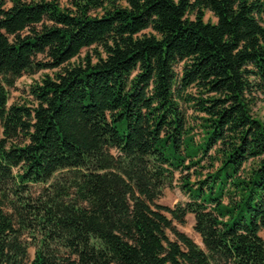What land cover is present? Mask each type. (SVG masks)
<instances>
[{"label": "trees", "instance_id": "trees-1", "mask_svg": "<svg viewBox=\"0 0 264 264\" xmlns=\"http://www.w3.org/2000/svg\"><path fill=\"white\" fill-rule=\"evenodd\" d=\"M9 2L0 264H264V0Z\"/></svg>", "mask_w": 264, "mask_h": 264}, {"label": "rangeland", "instance_id": "rangeland-1", "mask_svg": "<svg viewBox=\"0 0 264 264\" xmlns=\"http://www.w3.org/2000/svg\"><path fill=\"white\" fill-rule=\"evenodd\" d=\"M5 3V7H10L9 0H2ZM211 14H206V19H210ZM214 20V19H213ZM212 20V21H213ZM89 53V50H83L79 57L72 60V63L76 64L80 62L86 54ZM54 71L50 70H41L32 75L24 74L21 78H19L13 87L8 88V96H9V104H21L24 100H30L28 91L29 86L34 82H38L43 78L44 75L52 76ZM187 115L190 117L193 115V111L191 109H187ZM251 115L252 117L258 119L264 126V99L259 97L257 101L251 106ZM189 173H193L191 170ZM185 175V174H184ZM180 179L181 175L176 173L175 179L172 183L171 187L165 188L162 196L158 199V203L163 206H167L173 208L177 204H182L188 201L187 197L182 193L180 189ZM195 180V176H191V182ZM175 228L184 233L187 237H189L197 246L202 248V243L199 235L194 231V216L188 214L185 218L184 225H180L176 222L173 223ZM171 239H174L173 236L169 233ZM264 238V234L262 235ZM34 248L29 249L30 256H33Z\"/></svg>", "mask_w": 264, "mask_h": 264}]
</instances>
